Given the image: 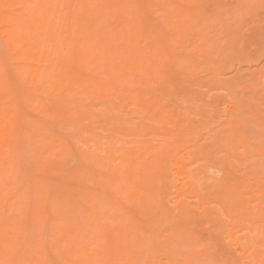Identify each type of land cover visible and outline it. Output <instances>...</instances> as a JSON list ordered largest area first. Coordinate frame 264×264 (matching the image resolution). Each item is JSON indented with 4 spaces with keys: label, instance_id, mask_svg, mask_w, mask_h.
Wrapping results in <instances>:
<instances>
[{
    "label": "rangeland",
    "instance_id": "1",
    "mask_svg": "<svg viewBox=\"0 0 264 264\" xmlns=\"http://www.w3.org/2000/svg\"><path fill=\"white\" fill-rule=\"evenodd\" d=\"M0 264H264V0H0Z\"/></svg>",
    "mask_w": 264,
    "mask_h": 264
}]
</instances>
